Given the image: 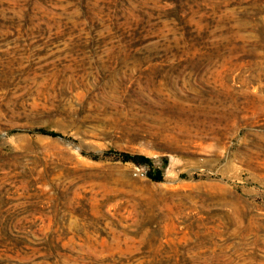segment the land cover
<instances>
[{
  "label": "rangeland",
  "instance_id": "obj_1",
  "mask_svg": "<svg viewBox=\"0 0 264 264\" xmlns=\"http://www.w3.org/2000/svg\"><path fill=\"white\" fill-rule=\"evenodd\" d=\"M0 264H264V0H0Z\"/></svg>",
  "mask_w": 264,
  "mask_h": 264
},
{
  "label": "trees",
  "instance_id": "obj_2",
  "mask_svg": "<svg viewBox=\"0 0 264 264\" xmlns=\"http://www.w3.org/2000/svg\"><path fill=\"white\" fill-rule=\"evenodd\" d=\"M34 133L47 135L50 137L59 136L57 133L52 131H45L43 129H36ZM110 154L109 152H103L101 155H94L93 158H105ZM112 154V153H111ZM114 158H117L121 162H130L137 166L143 165L146 167L145 176L151 181L159 182L162 180L164 169L167 166L166 157H146L141 155H129L126 153H116L112 154Z\"/></svg>",
  "mask_w": 264,
  "mask_h": 264
},
{
  "label": "built area",
  "instance_id": "obj_3",
  "mask_svg": "<svg viewBox=\"0 0 264 264\" xmlns=\"http://www.w3.org/2000/svg\"><path fill=\"white\" fill-rule=\"evenodd\" d=\"M137 174H139V175H143V174H144V171H142V170L137 171V173H136L135 175H137Z\"/></svg>",
  "mask_w": 264,
  "mask_h": 264
}]
</instances>
